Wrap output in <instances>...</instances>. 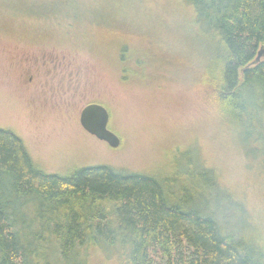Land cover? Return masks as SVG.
I'll return each mask as SVG.
<instances>
[{
    "label": "rangeland",
    "instance_id": "rangeland-1",
    "mask_svg": "<svg viewBox=\"0 0 264 264\" xmlns=\"http://www.w3.org/2000/svg\"><path fill=\"white\" fill-rule=\"evenodd\" d=\"M192 18L182 0H0V128L18 135L46 173L106 165L156 177L194 203L200 178H214L232 213H241L237 227L245 223L264 253L263 156L245 155L212 114ZM90 103L107 109L117 147L81 127ZM199 164L210 169L204 176ZM48 202L43 212L32 209L43 214L38 231L54 229L50 216L61 227L90 219L89 203ZM80 258L69 253L51 264ZM86 264L118 263L91 249Z\"/></svg>",
    "mask_w": 264,
    "mask_h": 264
},
{
    "label": "trees",
    "instance_id": "trees-1",
    "mask_svg": "<svg viewBox=\"0 0 264 264\" xmlns=\"http://www.w3.org/2000/svg\"><path fill=\"white\" fill-rule=\"evenodd\" d=\"M182 1L193 9L197 73L209 108L239 149L263 156L264 165V57L256 59L264 0ZM200 179L194 203L156 177L106 165L46 173L18 135L0 128V264H51L69 253L86 264L91 249L118 264H264L245 223L237 227L240 208L232 213L214 178ZM63 197L89 203L90 219L76 216L77 225L61 227L50 216L54 229L36 230L43 214L32 209L43 212ZM225 212L230 227L217 219Z\"/></svg>",
    "mask_w": 264,
    "mask_h": 264
},
{
    "label": "water",
    "instance_id": "water-1",
    "mask_svg": "<svg viewBox=\"0 0 264 264\" xmlns=\"http://www.w3.org/2000/svg\"><path fill=\"white\" fill-rule=\"evenodd\" d=\"M264 55V47L257 52L256 59ZM109 114L107 109L97 103L84 106L80 112L79 122L81 127L98 140L106 142L111 147L119 145V138L108 128Z\"/></svg>",
    "mask_w": 264,
    "mask_h": 264
}]
</instances>
